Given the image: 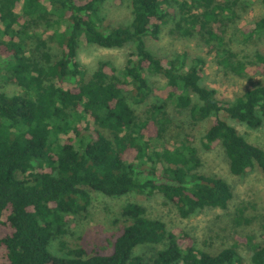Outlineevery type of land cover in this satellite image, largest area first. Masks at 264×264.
Here are the masks:
<instances>
[{"label": "trees", "instance_id": "16d2710c", "mask_svg": "<svg viewBox=\"0 0 264 264\" xmlns=\"http://www.w3.org/2000/svg\"><path fill=\"white\" fill-rule=\"evenodd\" d=\"M44 1L0 0V76L18 89L0 90V264H244L236 244L215 253L198 249L189 234L169 230L135 201L120 210L126 224L109 254L49 250L67 233L70 216L87 211L91 192H158L183 218L227 207L231 186L200 171L192 138L150 148L168 132L169 104L191 124L208 121L203 146L220 144L232 174L258 167L264 175V149L228 121L251 128L264 123V82L223 99L200 83L201 57L188 61L182 51L161 58L146 43L168 27L177 37H199L234 75H264L263 52L242 60L218 31L236 16L239 0H129V26L104 25L99 9L110 0ZM242 34L246 41L264 36V12ZM82 39L107 49L133 48L121 70L101 61L86 77L77 59ZM148 75L163 77L164 88L154 87ZM141 105L140 117L135 106ZM245 240L249 264H264V244Z\"/></svg>", "mask_w": 264, "mask_h": 264}, {"label": "rangeland", "instance_id": "374dc122", "mask_svg": "<svg viewBox=\"0 0 264 264\" xmlns=\"http://www.w3.org/2000/svg\"><path fill=\"white\" fill-rule=\"evenodd\" d=\"M44 3L47 5L46 0ZM234 9L236 16L231 15L218 27V31L224 34L226 46L242 60L252 57L257 51L264 53V36L246 41L242 34L244 27L263 14L264 7L260 0H239ZM99 16L103 18L106 26H129L132 18L129 0H123L121 3L112 0L105 2L99 9ZM0 29H2L1 24ZM146 43L150 51L161 58L174 57L182 51L187 52L188 61L195 56L201 57L204 60V76L200 83L214 88L218 96L223 99L232 100L252 85L264 82V75H256L250 79L242 78L219 66L214 51L210 50L199 37H177L165 27L157 40L146 38ZM132 48L133 44L128 43L123 47L107 49L85 43L82 39L77 59L84 69L85 76L88 77L101 61H109L121 70ZM58 52L55 48L54 53ZM148 79L158 89L164 88L166 84L165 79L159 75H148ZM16 88L17 86L0 76V90L7 93L18 92ZM135 107L141 117L146 105ZM168 114L171 119L168 132L162 139H153L150 148L160 150L165 144H174L187 136L192 138L193 146L201 159L200 171L223 178L231 186L233 196L227 207L204 208L183 218L178 214L176 206L158 192L150 196L130 193L115 197L91 192V203L87 211L70 216L67 233L53 239L49 250L51 247L53 253L62 255L70 249L81 247L88 255L94 252L109 254L114 240L126 224L120 215V210L127 202L135 201L145 207L147 216L162 220L169 230H180L189 234L198 249L215 253L236 244L244 258V264H249L251 250L245 238L252 237L253 243L264 244L263 173L258 167H254L244 175L232 174L220 144L210 150L203 146L208 121L191 124L185 112H179L170 104ZM225 118L227 119L226 116ZM228 121L248 142L264 149V123L258 128H251L245 123L230 118ZM160 247L161 245H158L154 248Z\"/></svg>", "mask_w": 264, "mask_h": 264}]
</instances>
